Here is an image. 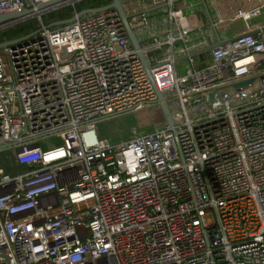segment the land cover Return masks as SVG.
Masks as SVG:
<instances>
[{
	"label": "built area",
	"instance_id": "obj_1",
	"mask_svg": "<svg viewBox=\"0 0 264 264\" xmlns=\"http://www.w3.org/2000/svg\"><path fill=\"white\" fill-rule=\"evenodd\" d=\"M80 1L0 0V15L39 19L0 47V150L21 165H0V264H264V0H212L215 29L244 27L204 65L195 55L214 42L178 0H147L165 28L143 40L150 11L126 9L139 48L116 6L89 11L113 0ZM65 5L69 21L47 24ZM157 88L173 124L99 136L100 118Z\"/></svg>",
	"mask_w": 264,
	"mask_h": 264
},
{
	"label": "rangeland",
	"instance_id": "obj_2",
	"mask_svg": "<svg viewBox=\"0 0 264 264\" xmlns=\"http://www.w3.org/2000/svg\"><path fill=\"white\" fill-rule=\"evenodd\" d=\"M90 1H100V0H85L80 1L77 3V6L80 4L85 5L86 3H90ZM191 0H179L176 1V7L180 6H187V4ZM201 2H205V0H200ZM125 7L128 11V13L131 15L135 13L136 11H140L144 8V5L142 4L141 0H126L125 1ZM71 8H73V5H65L57 10L45 13L43 15L44 20L47 22V24H50L54 21H56V15H59L58 12L63 11L69 14ZM60 20V19H57ZM25 32L34 30L37 28V24L39 22V19L37 17H31L25 21ZM208 21L206 20V23ZM52 26H58V24H54ZM244 27L243 23H237L235 24V30H240ZM23 31L16 29L15 26H8V27H0V42L4 41L5 38H12L17 37L21 35ZM205 55H208L207 53ZM207 57V56H206ZM196 60L198 61V64L204 65L202 60L200 59L199 55H195ZM181 73V71H180ZM170 109L172 112H175L178 110V108L174 105V103L170 104ZM192 110V109H191ZM202 111L197 112H191L190 115L193 118H196L199 113H202ZM167 121L166 115L162 109L160 102H154V103H148L146 106L136 109V110H129V111H122L119 113H115L110 116H106L104 118H100L97 121V130L99 133V136L101 138H107L111 142H120L123 140H126L132 136L133 129L137 128L142 132H147L155 129L158 126H161L162 124H165ZM50 143L53 145H58L62 143V138L58 136L55 133H52L50 135ZM42 145L44 148L49 147V143L46 140H42ZM0 165L3 166L7 171L15 172L19 171L21 168V165H19L16 162V150L14 147L10 146L7 148H3L0 150ZM210 214L207 217H211Z\"/></svg>",
	"mask_w": 264,
	"mask_h": 264
},
{
	"label": "crops",
	"instance_id": "obj_3",
	"mask_svg": "<svg viewBox=\"0 0 264 264\" xmlns=\"http://www.w3.org/2000/svg\"><path fill=\"white\" fill-rule=\"evenodd\" d=\"M141 2L144 5V8L150 11V16H151L150 25L144 27L142 30L140 29V32L138 31V34H139L138 36L140 37L141 40H143L145 37H148L149 35H154L164 30L165 28V23H164L165 6L161 5L159 7L152 8L153 6L149 3V1L146 0L144 2L143 1ZM180 7H182L186 12H195L197 14L200 20L201 26L204 29V33H208L210 35V39L214 43L220 40L219 36L221 39H228L232 37L237 31L235 30V24L243 23V21L237 20L236 22L232 24L230 28L224 29V31L220 29H215L211 23L213 20L217 19L218 14L213 5L212 0H205V2H201L200 0H191L187 4V6H180ZM206 20L208 21L207 23H206ZM256 21H260L264 23V15L261 18L254 19L252 22H256ZM206 53L208 55H205ZM197 55H199L202 62H204L203 60L208 59V56H210V50H202Z\"/></svg>",
	"mask_w": 264,
	"mask_h": 264
},
{
	"label": "water",
	"instance_id": "obj_4",
	"mask_svg": "<svg viewBox=\"0 0 264 264\" xmlns=\"http://www.w3.org/2000/svg\"><path fill=\"white\" fill-rule=\"evenodd\" d=\"M125 1L126 0H113L111 3H109V4L105 5V6L90 8L89 11H97V10H100L101 8H103V7L116 6L119 9V11H120V13H121V15L123 17L124 23H125V25H126V27L128 29V33L130 35V38H131V41H132L134 47L135 48H139L140 47V40L137 37V34H136L134 28L130 24L129 14H127L126 8L124 6V2ZM28 11H29V9L24 10V11H20V12H11V13L1 14L0 15V25L1 24H5V23H9V22H13L16 18L26 14ZM67 21H69V19L58 20V21H55L54 23L55 24L56 23H64V22H67ZM26 35H29V34H26ZM25 36H20V37H17V38L4 40V41L0 42V47L1 46H5V45L10 44V43H14L15 41L20 40V39L24 38ZM231 39H233V38H231ZM225 41L226 40H219L218 42L212 43L209 46L205 47L203 50H210V49L218 46L219 44L224 43ZM140 55L143 58V60H144L145 64L147 65V67H149L144 53L141 52ZM252 80H253V78L242 80V81L234 83L233 86L236 87V88H239L241 86L247 85ZM157 93H158V98H157L156 102H160L161 103V106H162V109H163V111H164V113L166 115L167 121L169 123L173 124L174 123L173 112L170 110L169 105H168L167 101L165 100L164 92L161 91L159 88H157ZM213 98H214V95L212 96V99Z\"/></svg>",
	"mask_w": 264,
	"mask_h": 264
},
{
	"label": "trees",
	"instance_id": "obj_5",
	"mask_svg": "<svg viewBox=\"0 0 264 264\" xmlns=\"http://www.w3.org/2000/svg\"><path fill=\"white\" fill-rule=\"evenodd\" d=\"M107 1H109V0H107ZM98 5H100V1H97V2L90 1V3H86L85 5L80 4L78 7H79V9H83V8H86V7H89V6H98ZM58 14L59 15L55 14L57 16L55 18L56 20L57 19L61 20V19H65V18L69 17V14L67 13V11L66 12L60 11V12H58ZM28 30H26V32Z\"/></svg>",
	"mask_w": 264,
	"mask_h": 264
},
{
	"label": "flooded vegetation",
	"instance_id": "obj_6",
	"mask_svg": "<svg viewBox=\"0 0 264 264\" xmlns=\"http://www.w3.org/2000/svg\"><path fill=\"white\" fill-rule=\"evenodd\" d=\"M25 23L23 21H13V22H10L6 25H3L1 27H8V26H15L16 29L20 30L21 32L23 31V33L21 35H23L25 32V27H24ZM19 35V36H21ZM18 37V36H17ZM12 38H15V37H12ZM6 39H11V38H6Z\"/></svg>",
	"mask_w": 264,
	"mask_h": 264
}]
</instances>
